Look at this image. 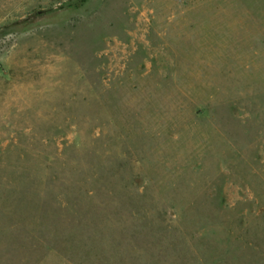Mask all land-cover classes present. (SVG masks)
<instances>
[{
	"label": "rangeland",
	"instance_id": "obj_1",
	"mask_svg": "<svg viewBox=\"0 0 264 264\" xmlns=\"http://www.w3.org/2000/svg\"><path fill=\"white\" fill-rule=\"evenodd\" d=\"M0 264H264V0H0Z\"/></svg>",
	"mask_w": 264,
	"mask_h": 264
}]
</instances>
